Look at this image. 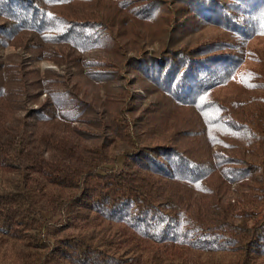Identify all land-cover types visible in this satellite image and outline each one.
<instances>
[{"label": "trees", "instance_id": "obj_1", "mask_svg": "<svg viewBox=\"0 0 264 264\" xmlns=\"http://www.w3.org/2000/svg\"><path fill=\"white\" fill-rule=\"evenodd\" d=\"M0 264H264V0H0Z\"/></svg>", "mask_w": 264, "mask_h": 264}]
</instances>
